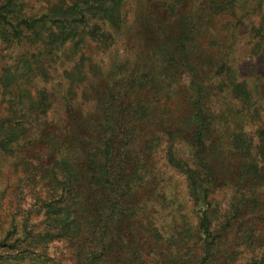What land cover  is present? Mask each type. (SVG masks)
<instances>
[{
	"label": "trees",
	"instance_id": "trees-1",
	"mask_svg": "<svg viewBox=\"0 0 264 264\" xmlns=\"http://www.w3.org/2000/svg\"><path fill=\"white\" fill-rule=\"evenodd\" d=\"M126 1L0 0V162L21 166L31 185L16 192L25 206L0 215V264H58L64 254L72 264H241L242 252L264 264L251 225L262 207L264 116L249 111L254 138L228 109L207 105L188 16L156 27L146 64L105 66L97 55L124 30ZM238 1L205 7L234 12ZM214 73L229 101L251 106L227 65ZM166 169L184 176L189 210ZM238 173L249 185L217 217L214 191Z\"/></svg>",
	"mask_w": 264,
	"mask_h": 264
},
{
	"label": "rangeland",
	"instance_id": "rangeland-1",
	"mask_svg": "<svg viewBox=\"0 0 264 264\" xmlns=\"http://www.w3.org/2000/svg\"><path fill=\"white\" fill-rule=\"evenodd\" d=\"M126 2L124 30L110 48L105 52L98 53L97 58L101 57L105 66L112 60H127L135 67H141L149 60L150 45L154 40L153 35H155L156 27L167 24L176 25L178 19L188 16L189 21L194 24L192 29L196 33L195 43L199 55L195 65L194 79L200 85L209 87L208 90L206 87V95L208 94L209 97L207 105L217 113L228 109V115H236L231 121L232 124L238 129L242 127L254 136L257 124L250 121L249 116L256 115L249 111H254L257 108L261 118L264 116V0H239L234 12L226 10L216 13H210L206 9L205 0H127ZM171 4H175V6L172 8ZM222 63L232 70L235 81L244 84L249 91L252 101L249 108L241 110L240 104L228 100V92L216 87L224 74H215L214 71ZM180 76L181 80L185 82L190 77L187 70H183ZM226 83L228 84V82ZM183 93L184 90L180 92V97ZM215 138L214 134L210 136V140H215ZM182 146L185 147V144ZM252 151L254 153V148ZM229 160L236 161L235 158ZM20 167L14 165L10 158L0 162V194L3 192V197L0 200V215L4 214L5 210L15 209L13 205L18 202L22 206L26 204L24 201L22 203L16 193L21 186L25 190L31 186H26L22 180L24 176ZM166 170L172 174L170 178L179 183V188L176 190L179 201L185 202L186 209L189 210L184 176L176 171L172 172L171 169ZM260 170L264 173V166ZM236 178H239V173L235 178L225 183V188L221 186L218 188L220 190L214 191L218 201L223 197V202L221 200L218 205L219 209H216L217 217L220 215L219 213L223 214L228 210L232 193L239 194L249 185L248 181L234 180ZM262 184V207L256 213L255 218H251V225L256 227V230L261 232L262 238H264V183ZM9 202L12 203L11 206H9ZM28 202L29 200H27ZM161 203L164 205L165 212H168V207H172L168 199ZM153 210L156 215L158 214L155 216L156 219H160L163 211L158 206ZM193 220H195L194 216ZM261 244L259 242L258 245H254L255 253L261 250L259 247ZM49 253L52 255L53 251L50 249ZM56 259L59 261L58 264H72L68 254L61 255ZM237 259L239 263L246 264L247 259L244 252L240 253Z\"/></svg>",
	"mask_w": 264,
	"mask_h": 264
}]
</instances>
